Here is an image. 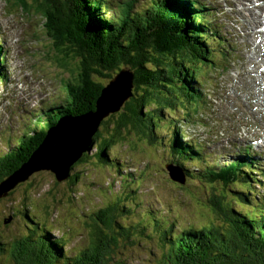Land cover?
Returning a JSON list of instances; mask_svg holds the SVG:
<instances>
[{
	"label": "trees",
	"instance_id": "obj_1",
	"mask_svg": "<svg viewBox=\"0 0 264 264\" xmlns=\"http://www.w3.org/2000/svg\"><path fill=\"white\" fill-rule=\"evenodd\" d=\"M13 1L14 4H22L23 10L32 9L39 15L49 40L52 58L58 70L67 75L62 78L65 95L59 103L33 114L32 123L24 124V128L29 126V132H23L24 135L0 155V185L34 157V151L45 141L50 130L58 126L62 115H76L95 109L108 81L104 79L101 82L95 73L112 78L115 69L119 72L123 67H129L134 77L132 94L118 112H111L102 118L98 124L100 129L96 128L87 150L76 163L86 162L89 149L95 145L96 156L100 158L97 160L112 166V162H109L112 158L107 157V150L117 144H124L130 136L144 141L146 146L154 143L164 120L160 117L162 108L175 119L179 112H188L189 104L199 103L202 83L197 76L202 68L213 66L216 60L214 52L219 46L218 43L210 42L214 35L205 22L210 11L204 9L202 4L198 5L194 0H153L136 11H132V5L129 4L117 18H104L102 0ZM197 12L201 14L200 19L196 16ZM148 14H154L152 27L142 24L146 23ZM132 23L135 27L130 29ZM83 25L86 28H82ZM147 30L146 38H141L146 44L136 49L134 45H139L136 37ZM152 32H155V37L151 35ZM151 36L161 45L154 44ZM89 42L101 47L99 57L102 66L97 70L90 68ZM42 47L45 50V46ZM117 49L124 51L116 52ZM111 63L115 66L113 70L110 68ZM4 79L5 74L0 72V80ZM192 82L196 85H191ZM76 94L84 101L79 111L73 108ZM145 103H153L156 107L146 105L148 108L144 113L141 107ZM156 111L159 113L156 114ZM135 117L137 119L131 125L126 124L128 119L131 121ZM101 128L105 129L106 135L102 134ZM168 131V128L161 130L168 134L167 150L172 155L171 164L176 163L181 170L183 168L186 179L198 181L193 186L186 180L176 185L179 191L191 195L196 193L194 189L197 186H202L211 218L198 228L189 226L172 232L174 224H161L160 219L154 216L150 218L145 210H140L143 201H137L136 195L128 198L130 193L120 189L125 191V196L121 193L123 196L119 194V197L118 192L115 195L111 193L112 200L98 210L88 209L85 213L92 220L88 224V241L72 256L71 264H126L115 257L123 245L121 242L126 243L119 238L133 242V239L139 240L142 235L149 237L151 232L159 236L161 249L153 264H264V195L255 194L258 190L255 184L264 187V169L259 168L258 178L254 179L250 164L255 166L256 162L252 161L255 158H249L251 161L246 163L234 159L227 165L217 166L216 162L206 158L199 145L192 140H181L180 135H185L184 132L179 134L175 128L170 133ZM245 147L250 149V145ZM12 156H16V160ZM188 163L189 167L184 168L183 165ZM46 164L38 160V171L53 167ZM246 165L248 169L244 168ZM126 174L136 183L132 173ZM75 178L76 175L71 173L66 180L72 183ZM249 181H253L254 185L249 184ZM138 187L140 182L135 185V189L138 190ZM134 190L130 192H137ZM2 197L5 195L0 196V201ZM128 215L137 218L134 224L126 225L123 222ZM22 225L26 228L25 232L10 237V243L0 242L1 255L8 250L5 256L7 264H57L62 261V238L52 239L49 229L32 220L26 210ZM148 228L149 233L146 231ZM5 244H9L8 249L4 247Z\"/></svg>",
	"mask_w": 264,
	"mask_h": 264
},
{
	"label": "rangeland",
	"instance_id": "obj_2",
	"mask_svg": "<svg viewBox=\"0 0 264 264\" xmlns=\"http://www.w3.org/2000/svg\"><path fill=\"white\" fill-rule=\"evenodd\" d=\"M111 1L112 4L105 11L107 16L113 13L119 14L117 10L121 11L129 4L132 5V11H136L151 0ZM200 1L213 5L210 7L209 20L215 22L217 34L225 39L226 49L224 50L225 55L214 52L217 64L214 67L202 68L197 76L202 82L199 106L194 108L193 104H189V114L186 115V111L179 112V116L175 119L168 116L165 108H162L160 117L164 120L154 143L146 146L144 141L130 136L133 140L129 141L130 138H128L124 144H117L107 150V157L112 158L109 161L112 162V166L97 160L100 158L96 156L97 147L95 145L89 149L86 162L76 163L82 156L81 154L77 160L68 164L78 155L80 150L77 146L82 145L83 147L80 148L82 150L90 143V131L95 123L99 119L101 122V119L111 112H118L119 110L115 107L120 100V106H122L132 94V91L127 90L122 81L120 82L121 77L112 63L110 68L115 69V75L112 78L95 73L101 82L104 79L108 80L106 86H110L111 90L109 92V89L106 90L104 95L112 94L114 97H119L115 94L117 92L115 90L119 85H123L124 91L121 98L115 102L114 106L108 104L109 109L107 104L102 102V98L97 101L95 109L76 115H70V113L62 115L65 118L57 125H62L69 130L66 131L69 141L63 143L58 140L61 146L56 148L58 159L55 161H60L63 168L58 166L60 163L52 161L50 166L57 167L60 172L67 170L68 176L57 181L49 169L42 168L40 171L31 173L29 178L19 180L15 184L11 183L10 189L4 193L5 197H2L0 201V242L10 243V237L20 235L22 231L25 232L26 228L22 222L23 213L26 210L32 220H36L44 228L49 229L52 239H63L64 253L61 257L62 261L57 264H65L63 262L66 261V264H71L72 256L88 241V224L92 220L86 217L85 213L89 211L88 209L98 210L112 200L111 193L115 195L118 192V195L122 193L125 196V191L130 193L128 198L136 195L137 201H143L140 210H145L150 218L154 216L160 219L161 224H174L172 232L189 226L198 228L206 224L211 216L204 201V188L197 186L194 189L196 193L192 195L183 193L176 185L179 182L169 177L164 164L170 163L172 155L167 150L168 134L161 132L165 128H168L169 133L174 128L179 134L184 132L185 135H180L181 140L183 142L194 140V143L198 144L205 153L206 158L216 162L217 166L229 164L231 161L229 157L235 159L237 155H244L246 149H241L239 144L231 138L235 132L255 141L261 140L258 146L257 144L252 145L253 152L246 150L248 153L257 155V166L253 169L256 174L252 173L255 175L254 179L258 178L259 168L264 169V165H260L264 164V28L261 30V26H264V0H231L237 9L241 6L240 11L234 9L230 2H222L219 5L214 0ZM57 16L59 17V14ZM153 16L154 14H148L146 23L142 22V24L146 27L149 24L152 27ZM253 17L255 20L252 22ZM42 22L39 15L32 9L23 10L22 4H14V1L9 7L7 0H0V29L3 31L0 32V40L2 34H5L10 41L13 39L10 45L6 40L4 42L7 53L2 43L0 46V72L6 75V81L0 82V155L7 152L10 145L24 135L23 132H29V126L24 128V124L32 123L33 114L39 113L41 109L54 103H59L65 95L62 78L67 74L64 76L58 70L52 58L48 48L49 40L46 38ZM129 27L133 29L135 25L132 23ZM82 28L86 26L83 25ZM17 30L19 33L13 34L12 37L10 33ZM87 30H89L88 25ZM147 32L149 30L143 31V35L136 37L135 40L139 44L134 45L136 49L143 47L145 40L141 38H146ZM151 35L155 37V32ZM152 36L151 41L160 46L161 44L156 43L157 41ZM100 48L97 43L89 42L91 70H97L102 66L100 64L102 60L99 57ZM145 48L148 49V47ZM149 50L152 51V49ZM123 51L116 50L121 53ZM2 56L3 64H1ZM124 68L126 67L122 69L125 70ZM159 68L161 69V66ZM124 73L130 85L131 75L126 70ZM197 84L199 86L198 82ZM191 85L196 84L192 82ZM83 102V99L76 94L73 108L76 111L81 110ZM201 104L206 108H201ZM146 105L147 103L141 107L144 113L148 107H156L153 103L147 105L148 107ZM205 112L208 114L205 115ZM155 113L158 114L159 111ZM115 119L118 121V115ZM133 119L131 121L128 119L126 124L131 125L137 117ZM97 128L100 129V125ZM101 129H103L102 134L106 135L105 129ZM235 137L243 140L242 148L250 145L246 137L238 135ZM66 144H68L67 147ZM63 146L69 150L63 149ZM60 147L61 150H59ZM47 149L49 153L43 152L42 157L37 160H48L54 151L50 146ZM73 149V153L76 154L69 158L68 154ZM12 157L16 160V156ZM10 159L12 162L13 159ZM241 160L251 161L248 158H241ZM174 165L177 164L174 163ZM188 165L189 163L183 166L187 168ZM24 167L25 165L11 179L14 180L17 175L23 173ZM71 173L76 175V178L69 183L66 178ZM126 173H132L136 183ZM138 182H140V187L137 190L135 185ZM186 182L192 183L193 186L198 181L187 178ZM124 184L125 187H123ZM249 184L254 185V182L249 181ZM255 185L258 189L256 193L254 192L256 196L264 195V187L259 184ZM130 190L137 192H130ZM137 210L142 213L139 209ZM136 219L128 215L123 222H126V225L134 224ZM149 230V228L146 230L147 233ZM152 233L154 232H151L149 237L142 235L139 240L133 239V242L130 239L119 238V240H125L126 243L121 242L123 245L119 247V253L115 257L126 264H153L161 249L159 236ZM5 245L4 247L8 249L9 244ZM7 254L8 250L3 255L0 253V264H7L5 257Z\"/></svg>",
	"mask_w": 264,
	"mask_h": 264
},
{
	"label": "water",
	"instance_id": "obj_3",
	"mask_svg": "<svg viewBox=\"0 0 264 264\" xmlns=\"http://www.w3.org/2000/svg\"><path fill=\"white\" fill-rule=\"evenodd\" d=\"M108 89H110V86H105L104 88H103V90H102V93H101V95L99 96V98H98V100H101L102 98L104 99V101H103V99H102V102H105L106 104H107V108L109 109V105L108 104H111V105H113L114 106V104H115V102H114V97H113V95L112 94H110L109 96L108 95H104V92L106 91V90H108ZM97 100V101H98ZM120 103H121V100H120V102L118 103V105H120ZM108 111H110V110H108ZM65 118V116L64 117H61L60 119H59V121H58V123L59 122H62V120ZM104 118V117H103ZM102 120V119H101ZM87 122V121H86ZM99 122H100V119L98 120V122L97 123H95V125H94V127H93V129L90 131V139H89V142L91 141V136L94 134V132L96 131V128L98 127V124H99ZM57 123V124H58ZM62 127H64V126H62V125H58L56 128H54V129H52V132L53 131H57L58 130V128H62ZM51 131V130H50ZM48 136L49 135H47V138H45V141H43L42 142V144L39 146V147H37V149L34 151V155H32V156H34V157H32V159H31V161H30V159H29V163L28 162H26L25 164H23V165H25V167L22 169V170H24V172L23 173H21V174H19V175H17L15 178H14V180H12L11 178L13 177V175L17 172V171H19L22 167H23V165L17 170V171H15V172H13L11 175H9L7 178H5L3 181H2V183H1V187H0V191L2 192H0V196L1 195H4L3 193H5L8 189H10V187H11V183L12 184H15V183H17L19 180H23V179H25L30 173H32L33 171H37L38 170V166H37V158H38V155L39 156H42V149H46V148H48L49 146L51 147V149L54 151V152H52V154L51 155H53V156H49L48 157V160L47 161H43V160H41L42 162H43V164H45L46 162H47V166L48 167H50V162L52 161V162H56L55 161V159H58L57 157H56V148L57 147H59V146H61V144H59L58 142H56L55 140H52V139H50V138H48ZM59 141H62L63 143L64 142H66V141H69L68 140V137L67 136H65V137H63L62 139H59ZM88 145H89V143H88ZM88 145L84 148V149H79L80 151H79V153H78V155L74 158V159H72V160H70L69 162H68V164H70V163H73L75 160H77L78 158H79V156L83 153V151L84 150H87V148H88ZM68 146V144H66V147ZM66 147H64L63 146V149H65V150H69L68 148H66ZM62 148L60 147L59 148V150H61ZM37 151H39V153H37ZM73 151H74V149L68 154V157L69 158H72V156H74V154H76V153H73ZM36 153V154H35ZM52 157V158H51ZM35 159V160H34ZM51 162V163H52ZM60 164L58 165V166H62L61 164V162L60 161H58ZM178 167V166H177ZM176 167V165H173V164H167L166 165V169L168 170V173H169V177L173 180V181H178V182H180V183H184V181H185V176H184V174L182 173V170L180 169V170H178V168ZM53 169H54V172L56 173V176H57V179L60 181V180H62V178H64V177H66V176H68V172H67V170H66V172H64V171H59L60 169H58L57 167H52ZM61 168H63V166L61 167ZM21 170V171H22ZM20 171V172H21ZM19 172V173H20ZM29 173V174H28ZM4 188H6V189H4Z\"/></svg>",
	"mask_w": 264,
	"mask_h": 264
},
{
	"label": "bare ground",
	"instance_id": "obj_4",
	"mask_svg": "<svg viewBox=\"0 0 264 264\" xmlns=\"http://www.w3.org/2000/svg\"><path fill=\"white\" fill-rule=\"evenodd\" d=\"M236 7V6H235ZM251 11V10H250ZM126 71H128L129 73H130V75H131V78H132V80H130L131 81V84H132V81L134 80V77H133V72H132V69H130L129 67H126V68H124ZM125 70H123V69H121L119 72H118V74H119V76L121 77V80H120V82L122 81V83H123V85H124V87L127 89V90H132V88H131V84L130 85H128V81H127V77H126V74L124 73V71ZM123 85H119V87L118 88H116V90H115V94H117V95H119V97H114V102H116L117 100H119V98H121V94L123 93V91H124V88H123ZM111 89H109L108 90V92L110 91ZM110 94H108V96H109ZM111 96V95H110ZM112 104V103H111ZM119 107H120V105H117L115 108H117L118 110H119ZM89 124V123H88ZM66 131H69L68 129H65L64 127H62V128H58V130L57 131H53L52 132V130L50 131V133H49V136H48V138H50V139H52V140H55L56 142H58V140L59 139H62L63 137H65L66 136V134H67V132ZM235 138H237L238 139V137H235ZM239 139H241V138H239ZM83 146L82 145H79V146H77V148H82ZM43 152L44 153H49V150L46 148L45 150L44 149H42V154H43ZM41 158L42 156H39L38 155V158ZM49 171H51L52 173H54L53 172V168H50V170ZM54 174H56V173H54Z\"/></svg>",
	"mask_w": 264,
	"mask_h": 264
}]
</instances>
